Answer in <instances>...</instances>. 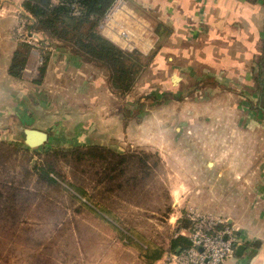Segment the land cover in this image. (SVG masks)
<instances>
[{"label":"rangeland","instance_id":"1","mask_svg":"<svg viewBox=\"0 0 264 264\" xmlns=\"http://www.w3.org/2000/svg\"><path fill=\"white\" fill-rule=\"evenodd\" d=\"M141 9L130 21L150 49L128 36L119 45L157 53L126 92L104 63L29 22L28 40L13 29L32 50L22 77H0V264L152 263L172 251L175 215L189 226L191 207L237 225L264 211L255 95L221 76L231 63L212 36V59L182 60L189 49L170 46L169 21ZM30 129L47 137L31 145Z\"/></svg>","mask_w":264,"mask_h":264},{"label":"crops","instance_id":"2","mask_svg":"<svg viewBox=\"0 0 264 264\" xmlns=\"http://www.w3.org/2000/svg\"><path fill=\"white\" fill-rule=\"evenodd\" d=\"M142 5L159 13L161 20L158 21H169L170 46L177 49L178 55L184 48L189 49L183 53L187 55L188 52V55L181 57L182 60L212 59L210 52L214 51L207 47L215 44L209 42L210 36L212 40L218 41L219 48L216 47L215 50L216 52L219 50L222 55L219 61L227 60L231 63L229 69H224L221 76L234 77L230 78L234 82L241 81V84L237 82L232 84L242 87L244 92L253 93L251 95H255L254 106L257 105L260 91L264 92V81L260 89L256 79L259 69L257 61L264 55V0H125L123 4L121 0L118 6L111 9L109 18L101 25L104 27L105 34L116 43L123 45L126 44L123 42L127 41L120 32L127 31L129 44L141 46L145 51L150 49L152 42L145 35V31L139 30L144 27L140 28L139 25L131 24L130 21L131 17L144 14ZM20 14H30L25 9L23 0H0V77L2 80L11 78L8 69L18 46V40L13 36V29L18 23ZM230 44L234 45V48H231ZM240 44L242 50L238 52L235 48ZM242 77H245L244 81ZM223 83L228 85L226 82ZM240 87L238 90H241ZM17 102L18 97L14 95L12 105L17 107ZM261 111L264 113V108ZM175 216L178 226L173 233L174 236L178 234L189 236V226L180 224L181 215ZM256 218L255 222L240 223V225L228 219L237 231L239 244L245 245V248L241 253H238L236 248L226 264H264V211H260ZM131 264L175 263L168 260L164 254L152 263Z\"/></svg>","mask_w":264,"mask_h":264},{"label":"trees","instance_id":"3","mask_svg":"<svg viewBox=\"0 0 264 264\" xmlns=\"http://www.w3.org/2000/svg\"><path fill=\"white\" fill-rule=\"evenodd\" d=\"M114 2L115 0H23V5L32 15L30 27L62 40L87 58L104 63L111 73L114 86L126 92L133 86L141 69L155 56L157 49L144 53L138 48H123L99 31L98 26ZM77 10L78 13L75 12ZM31 48L28 41L18 43L8 69L12 76L22 77ZM257 65L259 69L256 79L261 89L264 81V55L259 57ZM39 70L40 78L37 82L43 79L46 59ZM256 107L260 110L264 108L262 90ZM37 171L50 181L56 180L44 167ZM190 244L189 236L178 234L172 237L170 248L176 251L178 247L185 248ZM161 255L159 252L155 259Z\"/></svg>","mask_w":264,"mask_h":264},{"label":"built area","instance_id":"4","mask_svg":"<svg viewBox=\"0 0 264 264\" xmlns=\"http://www.w3.org/2000/svg\"><path fill=\"white\" fill-rule=\"evenodd\" d=\"M120 4L115 0L113 6L105 15V21L111 14V9ZM78 13V10L75 11ZM31 14H20L16 30L21 39L28 40L26 24L30 22ZM122 36H127V31H121ZM189 225V238L191 244L180 250L166 254L168 260L175 264H226L240 242L234 226L228 219H221L213 211H200L191 207L187 212Z\"/></svg>","mask_w":264,"mask_h":264},{"label":"water","instance_id":"5","mask_svg":"<svg viewBox=\"0 0 264 264\" xmlns=\"http://www.w3.org/2000/svg\"><path fill=\"white\" fill-rule=\"evenodd\" d=\"M47 137V133L41 130L30 129L27 136V142L31 145H35L43 141ZM245 248V245L239 244L237 247V252L241 253ZM177 250H180L178 247Z\"/></svg>","mask_w":264,"mask_h":264}]
</instances>
